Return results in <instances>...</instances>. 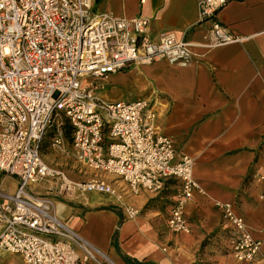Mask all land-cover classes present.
Masks as SVG:
<instances>
[{
	"label": "built area",
	"instance_id": "built-area-1",
	"mask_svg": "<svg viewBox=\"0 0 264 264\" xmlns=\"http://www.w3.org/2000/svg\"><path fill=\"white\" fill-rule=\"evenodd\" d=\"M231 1H199L200 23L210 25L206 47L240 41L219 18ZM193 58L192 44L176 33L154 38L148 18L98 13L94 0H0V176L18 184L14 194L0 190L2 252L22 264H115L59 219L54 197L33 190L42 184H54L67 198L122 201L159 195L170 181L179 182L167 223L173 233H190L186 209L200 190L194 159L178 158L157 126L154 101L112 102L99 92L109 76L132 67L159 61L186 67ZM49 133L50 149L64 151L69 142L78 163L100 174L73 181L46 162L41 145ZM217 206L235 233L236 261L252 264L264 239L253 236L232 205ZM122 208L126 219L140 214L133 205Z\"/></svg>",
	"mask_w": 264,
	"mask_h": 264
},
{
	"label": "crops",
	"instance_id": "crops-1",
	"mask_svg": "<svg viewBox=\"0 0 264 264\" xmlns=\"http://www.w3.org/2000/svg\"><path fill=\"white\" fill-rule=\"evenodd\" d=\"M199 1L94 0L98 13L144 16L154 38L172 31L192 44L189 66L159 61L132 67L109 76L101 94L112 102L154 101L157 126L173 140L178 158L194 159L200 190L186 209L190 233L169 229L173 203L164 192L119 201L98 194L67 198L52 193L51 184L33 189L53 195L59 219L115 264H239L235 233L218 204L232 205L253 236L264 239V0L227 4L220 21L240 41L217 48L205 46L210 25L200 23ZM171 183L175 200L179 182L170 181L167 189ZM17 185L15 178L0 176V190L14 194ZM124 204L140 214L126 219ZM252 264H264V243Z\"/></svg>",
	"mask_w": 264,
	"mask_h": 264
},
{
	"label": "rangeland",
	"instance_id": "rangeland-1",
	"mask_svg": "<svg viewBox=\"0 0 264 264\" xmlns=\"http://www.w3.org/2000/svg\"><path fill=\"white\" fill-rule=\"evenodd\" d=\"M106 91V90H105ZM105 91H100L99 94H102ZM51 133V132H50ZM50 133L48 134L49 137ZM48 141V140H47ZM69 141V139H68ZM49 143L45 146V150L43 152L44 159L46 162H48L50 165L55 166L56 168L62 169L65 171V173L68 175V177L73 181H87L91 178H93L95 175H97L98 172H95L94 170H91L82 164L78 163L74 156V151L67 142L65 146L64 151H54L50 149ZM100 174V173H98ZM110 179L114 178L113 176H109ZM49 185V184H47ZM52 186V193L55 192V185L51 184ZM42 186L38 187V191H42ZM57 192V191H56ZM55 194V193H54ZM178 194V191L176 189V185L174 183H171L169 185V188L164 191L162 195L167 196L171 200V204L173 203L174 197ZM161 195V194H160ZM53 196V195H52ZM80 196V195H79ZM78 197V196H77ZM20 257L5 254L0 250V264H20Z\"/></svg>",
	"mask_w": 264,
	"mask_h": 264
},
{
	"label": "trees",
	"instance_id": "trees-1",
	"mask_svg": "<svg viewBox=\"0 0 264 264\" xmlns=\"http://www.w3.org/2000/svg\"><path fill=\"white\" fill-rule=\"evenodd\" d=\"M70 133H71L70 129L67 128V130H66V137H67L68 139H70ZM50 136H51V135H50ZM47 140H48V141H47ZM50 140H51V137H49V136L47 135V136L45 137V139H44L42 145H41V150H42V152H44V150H45V146H47L46 143L48 144ZM126 261H127L129 264H139V263H137V262H136V263H133V262H131V261L128 260V259H126Z\"/></svg>",
	"mask_w": 264,
	"mask_h": 264
}]
</instances>
